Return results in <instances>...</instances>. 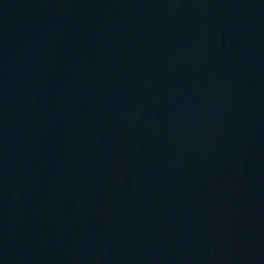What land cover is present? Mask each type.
<instances>
[{"label": "water", "instance_id": "obj_1", "mask_svg": "<svg viewBox=\"0 0 264 264\" xmlns=\"http://www.w3.org/2000/svg\"><path fill=\"white\" fill-rule=\"evenodd\" d=\"M0 264H264V0H0Z\"/></svg>", "mask_w": 264, "mask_h": 264}]
</instances>
